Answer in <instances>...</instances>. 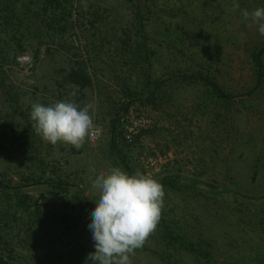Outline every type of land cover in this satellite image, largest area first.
<instances>
[{
  "label": "rangeland",
  "instance_id": "374dc122",
  "mask_svg": "<svg viewBox=\"0 0 264 264\" xmlns=\"http://www.w3.org/2000/svg\"><path fill=\"white\" fill-rule=\"evenodd\" d=\"M235 2L0 0V264H91L112 168L165 193L131 264H264V36L242 15L264 0ZM62 100L93 105L79 149L32 128Z\"/></svg>",
  "mask_w": 264,
  "mask_h": 264
},
{
  "label": "clouds",
  "instance_id": "9594fccd",
  "mask_svg": "<svg viewBox=\"0 0 264 264\" xmlns=\"http://www.w3.org/2000/svg\"><path fill=\"white\" fill-rule=\"evenodd\" d=\"M233 7H240L235 0ZM242 15L257 24L259 34L264 36V7L251 13L242 10ZM73 89L70 96L76 95L77 86ZM92 108V104L81 108L70 100L51 106L34 103L30 113L32 128L52 145L63 142L79 149L93 129ZM93 187L100 190V196L90 212L92 220L88 228L95 252L89 254L88 260L99 264H131L130 254L144 245L159 222L165 195L163 186L139 171L130 176L112 168L107 174L101 172Z\"/></svg>",
  "mask_w": 264,
  "mask_h": 264
},
{
  "label": "trees",
  "instance_id": "16d2710c",
  "mask_svg": "<svg viewBox=\"0 0 264 264\" xmlns=\"http://www.w3.org/2000/svg\"><path fill=\"white\" fill-rule=\"evenodd\" d=\"M264 49V45L259 48V50L257 51V55H256V65H257V68H256V72H257V76H261L263 71L261 70V61H260V53L261 51ZM178 77L180 78H199L201 80H203L206 84H208L216 93L217 95L220 97V98H223V99H230L232 97V95L230 93H227L225 92L224 90H222L220 87H218L213 81H211L208 77L204 76V75H201V74H198V73H195V72H191V73H179V74H176ZM256 85V84H255ZM135 101V98H132V99H129L128 101V105L130 103H133ZM113 123L111 124V128H112V131H113ZM116 157L118 158L119 162L122 164L123 168L128 171V165L126 164V162L124 161V159L119 156V154H117L116 152ZM38 183V182H36ZM45 185L49 186V187H57L58 185H62V182H59V181H55V180H46L43 182ZM0 186H4V184H2L0 182ZM199 254H202L201 252H198ZM91 264H99L98 261H92Z\"/></svg>",
  "mask_w": 264,
  "mask_h": 264
},
{
  "label": "built area",
  "instance_id": "2783aa9c",
  "mask_svg": "<svg viewBox=\"0 0 264 264\" xmlns=\"http://www.w3.org/2000/svg\"><path fill=\"white\" fill-rule=\"evenodd\" d=\"M94 131L92 130L89 136H93Z\"/></svg>",
  "mask_w": 264,
  "mask_h": 264
}]
</instances>
